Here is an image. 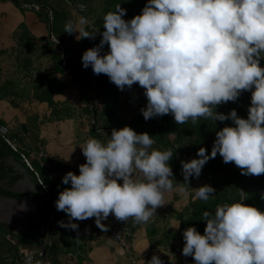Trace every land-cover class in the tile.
<instances>
[{
	"label": "clouds",
	"instance_id": "clouds-1",
	"mask_svg": "<svg viewBox=\"0 0 264 264\" xmlns=\"http://www.w3.org/2000/svg\"><path fill=\"white\" fill-rule=\"evenodd\" d=\"M126 12L121 3L106 12L102 38L83 52V66L107 74L121 90L138 82L147 96L141 108L145 119L172 113L178 124L201 116L234 122L216 131L210 153L201 146L196 156L181 161L188 184L217 152L244 174L264 173V0H147L130 19ZM86 23L80 17L67 22L64 31L78 29L77 40L94 37L99 29L90 32ZM248 89L246 117L236 108L216 110ZM80 144L86 161L79 173H65L62 182L71 186L55 201L58 210L69 214L65 226L78 228V220L94 216L97 226L107 230L103 221L110 213L143 222L166 202L165 193L173 189L169 161L174 150L153 148L147 130L125 125L113 128L107 142L90 137ZM183 182L177 183L179 193L186 192ZM195 188V197L205 201L216 192L211 183ZM246 197L240 188L239 199L217 205L214 213L205 209L203 233L196 225L184 229L182 252L194 256L193 264H264V210L245 203ZM25 264H32L31 256ZM147 264L164 261L153 254Z\"/></svg>",
	"mask_w": 264,
	"mask_h": 264
},
{
	"label": "trees",
	"instance_id": "trees-1",
	"mask_svg": "<svg viewBox=\"0 0 264 264\" xmlns=\"http://www.w3.org/2000/svg\"><path fill=\"white\" fill-rule=\"evenodd\" d=\"M14 1L18 4L24 3L30 6H46L47 8L41 9L40 13L41 16L44 15V19L47 22H49V15L51 14L52 16L53 37L57 41L53 40L50 36L35 39L31 33L28 34L24 24H20L19 26V29L22 31L19 45L22 49L25 46L29 49H38L53 64V70L47 73L44 79H40L34 84V97L39 101H47L51 106L50 116H44L43 119L60 120L70 118L80 111L79 113H85L90 118L95 119L96 130H92V133L102 142H107L113 128L131 125L138 132L147 130L153 135V148H172L174 150L173 157L169 163L172 165L175 174V176L171 177L175 187L178 181L183 182L185 180L181 161L196 156L197 150L201 146H206L207 151L210 153L216 138V131L226 124L234 123L230 118L214 121L209 117L201 116L194 121L189 118L183 124H178L172 113L156 115L145 119L141 108L146 106L147 98L143 96L123 98L121 96V89L110 80L107 74H96L93 72L91 65L88 67L83 66V52L87 48L98 44L102 38L106 12L114 10L115 5L121 3V6L127 9L125 18L130 19L135 14L141 12L147 0ZM81 4L85 5L86 8L82 12H79L77 8ZM77 13H81L86 18L87 23L84 27L88 31L95 32L99 29L94 37H85L77 40L74 32L69 33L64 31L67 22L76 23ZM63 50L65 51L66 65L62 67L60 62ZM108 50L109 46L105 43L102 51L106 52ZM25 57V62L28 63L25 67H28L31 65V56L27 54ZM261 64L264 65V57L261 58ZM66 70H69L73 75V84L79 88L81 100L84 102V106L79 110L70 102H59L54 99V95L62 92L66 87V82L57 76V72L64 73ZM13 87L14 84L11 80L0 82V93L3 95L10 94ZM13 92V95L18 97V92L15 90ZM251 92V89L243 90L236 100H229L217 105L216 110L228 113L232 108H236L238 115L246 117L251 103ZM10 100L13 104H18L17 98ZM125 108L129 109V116L123 114ZM26 126V124H22V127L26 128ZM10 155H15L24 162L20 153L14 151L0 136V168ZM31 163L48 189L47 192L43 190L34 171L27 167L35 176L37 186L31 195L40 207L43 216L46 217L54 214L57 219L55 227L57 234H53L50 240H48L47 236L45 252L53 264H73L71 261L63 258L65 255H73L76 257L77 263H81L91 248L88 242L94 238L93 231L90 230L82 233V226L79 224L78 228L65 226V223L69 221V214L63 210H58L55 201L58 198L59 192L65 187H70L71 184L70 182L64 184L62 179L46 175L43 166L51 165L52 169L63 172L74 170L79 173V170L75 167L62 164L48 156L33 159ZM197 179L215 186L216 192L211 194L207 201L196 198L195 193L191 192ZM188 182L189 184L187 181L183 182L185 189H189L190 192L187 204L181 209H174L179 223L181 222L180 226L176 230H171L169 234L171 239H179L182 248L185 243L183 239L184 229L190 225H196L198 230L203 233L207 223V219L203 218V211L208 209L214 213L217 205L225 201L231 202L239 199L240 188L247 192L245 203L257 205L261 210H264V198L261 197V193H264V173L259 175L244 174L240 166H237L234 161L224 162L219 152H217L215 157L209 158L206 161L198 177L193 175ZM41 236L42 233L38 229L37 224H34L33 227L27 229L26 233L20 238V241L21 243H28L33 238L34 242H38ZM2 258L0 257V262ZM14 259L10 261L12 262ZM162 259L164 260V258ZM190 260L191 264H193L194 256L190 255Z\"/></svg>",
	"mask_w": 264,
	"mask_h": 264
},
{
	"label": "crops",
	"instance_id": "crops-1",
	"mask_svg": "<svg viewBox=\"0 0 264 264\" xmlns=\"http://www.w3.org/2000/svg\"><path fill=\"white\" fill-rule=\"evenodd\" d=\"M35 7L24 3L18 4L14 0H0V82L11 80L14 84L12 93L7 95L0 93V122L10 127L11 135L16 137L24 151H27L25 152L31 161L48 156L80 171L79 165L86 160L80 143L86 142L90 137H95L92 133L94 119L85 113H79L80 111L70 118L43 119L44 116H50L51 106L47 101H39L34 97V84L41 78L44 79L46 74L53 70V64L46 55L41 54L40 50L29 49L26 46L22 49L19 45L22 33L19 29L20 24H24L28 34L31 33L35 39L50 36L48 22L40 13L43 7ZM80 17L84 16L77 13L76 22ZM78 32V29L74 31L75 37ZM27 54L31 56V65L25 70V66L28 64L25 62V57L24 62L20 63L24 67L17 68L19 57H24ZM33 58L35 59L33 60ZM40 58H43L44 62ZM38 64L41 66L42 72L38 71L36 74L38 79H35L34 72L35 69H38L35 65ZM57 76L66 82V87L62 92L56 93L54 99L59 102H70L78 110L81 109L84 102L81 100L79 88L73 84V75L69 70H66L64 73L57 72ZM14 90L18 92V97L13 95ZM12 98H17L18 104H13L10 100ZM22 124H26V128L22 127ZM63 156H70V158L65 159ZM19 162L25 165L23 161ZM43 170L46 175L58 179H62L66 173L52 169L51 165H44ZM175 189L176 187L165 193L166 202L159 205L156 212L147 221L136 222L132 217L119 221L113 214H109L108 217L114 221L128 223L133 227L132 243L136 258L135 264H142V258L147 264L153 254H159L161 258H164V264H170V262L171 264H191L190 259L187 260L182 252V244L179 239H171L169 236L171 230L177 229L170 225L179 223L174 209L182 208L177 204L180 193ZM52 216L55 217L54 214ZM48 221L49 217L46 233ZM77 223L82 226V233L93 231L94 238L88 242L91 248L81 263H77L76 257L73 255H65L63 257L65 260L71 261L73 264H132L120 244L103 230L93 226L91 217L78 220ZM34 224L38 226V223H31L28 227L15 229L16 237H14L13 246L6 243L5 250L8 245L10 246L6 251L4 250L3 254H0V257H5L10 261L22 253H39L41 254L39 256L40 264H53L45 252L46 236L39 227L42 236L38 242H34L33 238L28 243L20 241L27 229L33 227ZM146 244L149 246L141 252Z\"/></svg>",
	"mask_w": 264,
	"mask_h": 264
},
{
	"label": "water",
	"instance_id": "water-1",
	"mask_svg": "<svg viewBox=\"0 0 264 264\" xmlns=\"http://www.w3.org/2000/svg\"><path fill=\"white\" fill-rule=\"evenodd\" d=\"M36 8L35 6H32ZM43 8H47L44 6ZM49 34L50 37L57 41L53 37V25H52V16L49 15ZM60 65L63 67L66 65L65 63V51L63 50L62 60ZM95 116V111H94ZM92 129L96 130V122L95 119L92 123ZM9 164L14 167V169L20 170L24 174V177L20 179L17 185L12 188L14 191H24V192H32L36 190V185L34 181L30 178L28 168L26 165L22 164L18 160L15 159V155H10ZM50 216H43V213L40 207L37 205L34 197L31 194L15 198L7 195H0V221L8 224V230L11 228L18 229L22 227H28L31 223H38V227L41 232L46 236H48L47 230V220ZM0 238L7 241L9 238L0 232ZM2 250V244L0 241V251Z\"/></svg>",
	"mask_w": 264,
	"mask_h": 264
},
{
	"label": "built area",
	"instance_id": "built-area-1",
	"mask_svg": "<svg viewBox=\"0 0 264 264\" xmlns=\"http://www.w3.org/2000/svg\"><path fill=\"white\" fill-rule=\"evenodd\" d=\"M85 5L81 4L78 6L77 10L79 12H82L85 10ZM0 136L5 140V142L16 152L20 153L22 159L24 160L26 166L33 170L36 174L43 190L45 192L48 191L45 183L42 181L39 173L34 169L31 160L27 156L26 152L24 151L23 147L20 145L16 137H13L11 135V129L7 124H1L0 123ZM91 222L95 228L101 229L97 226L95 223V217H91ZM105 224L109 225L107 230H103L105 233H107L113 240H115L120 246L123 248L126 255L129 257L130 262L132 264L136 263V258L134 256L133 252V227L128 223H118L114 221L113 219L107 217L104 221ZM57 219L56 216L53 217L52 215L49 217L48 221V240H50L51 236L56 235L55 227H56ZM41 254L39 253H31V254H19L14 261L10 262V264H25V261L27 260L28 256L32 257V264H37V261H39V256ZM2 264V263H0Z\"/></svg>",
	"mask_w": 264,
	"mask_h": 264
},
{
	"label": "flooded vegetation",
	"instance_id": "flooded-vegetation-1",
	"mask_svg": "<svg viewBox=\"0 0 264 264\" xmlns=\"http://www.w3.org/2000/svg\"><path fill=\"white\" fill-rule=\"evenodd\" d=\"M9 157L4 161V163L2 164V167L0 168V195L3 194V195L19 198V197L31 194L32 192L14 191L12 189L17 185L18 181L24 177V174L20 172V170L14 169V167L9 164ZM15 159L20 161L17 156H15ZM28 172H29L30 178L35 183V179L33 178L32 173L29 169H28ZM0 232L9 238V240L7 241L0 238V241L2 244V250L0 251V254H3L5 250L4 246H6V243L11 244V245L13 244L14 237H16V231L15 229L11 227H10V230H8V224L0 221ZM9 246L10 245H8V247Z\"/></svg>",
	"mask_w": 264,
	"mask_h": 264
},
{
	"label": "rangeland",
	"instance_id": "rangeland-1",
	"mask_svg": "<svg viewBox=\"0 0 264 264\" xmlns=\"http://www.w3.org/2000/svg\"><path fill=\"white\" fill-rule=\"evenodd\" d=\"M36 52V51H35ZM24 58H25V56L24 57H19V60L17 61L18 62V66H17V68L19 67V68H21V67H24L23 65H20V63H22V62H24ZM35 58H33V60H34ZM40 59H42V62H44L43 61V58H40ZM38 69H35V72H34V78L35 79H38V77H37V72L38 71H40V73L42 72V69H41V66H39V64L38 65H35ZM26 69H28V67H25V70ZM22 71L24 72V70L22 69ZM24 75V74H23ZM42 79V78H41ZM121 96L123 97V98H130L131 96H136V97H140V96H143L144 98H147V96L145 95V90H144V88L141 86V85H139V83L138 82H134L133 83V85L131 86V87H128V86H125V88L123 89V90H121ZM147 100V99H146ZM125 116H129V109L128 108H125V111H124V113H123ZM93 130V129H92ZM94 131V130H93ZM32 176H33V178L35 179V176L33 175V173H32ZM205 182L203 181V180H199V179H197L196 181H195V183H194V185H193V187H192V191L191 192H193V193H195L196 192V188L195 187H198V186H200V185H202V184H204ZM175 188V186L173 185V189ZM189 189H187L186 190V192L185 193H180V198L178 199V201H177V204L178 205H180V207H183L184 205H186L187 204V202H188V200H189ZM119 221H121L120 219H118ZM182 248V247H181ZM186 257H187V260H188V258L190 259V255H185ZM10 262L11 261H9L8 259H5V258H2L1 259V262L0 263H2V264H10ZM190 262H191V260H190Z\"/></svg>",
	"mask_w": 264,
	"mask_h": 264
}]
</instances>
